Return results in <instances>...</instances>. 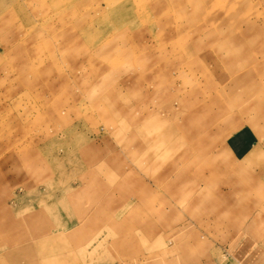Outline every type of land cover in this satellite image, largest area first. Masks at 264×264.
Listing matches in <instances>:
<instances>
[{"label":"rangeland","instance_id":"rangeland-1","mask_svg":"<svg viewBox=\"0 0 264 264\" xmlns=\"http://www.w3.org/2000/svg\"><path fill=\"white\" fill-rule=\"evenodd\" d=\"M5 1L0 264H264V0Z\"/></svg>","mask_w":264,"mask_h":264},{"label":"bare ground","instance_id":"bare-ground-1","mask_svg":"<svg viewBox=\"0 0 264 264\" xmlns=\"http://www.w3.org/2000/svg\"><path fill=\"white\" fill-rule=\"evenodd\" d=\"M13 1V0H12ZM6 1L5 0H0V11L2 12V11H4V12H2L3 14H5L6 15V8H5V5H4V3H5ZM16 2V1H15ZM17 4V3H16ZM13 5V4H12ZM9 9V8H8ZM10 10L11 9H9L8 10V12H10ZM12 10H14L13 8H12ZM11 10V11H12ZM52 10V9H51ZM55 11V10H54ZM0 12V13H1ZM62 12H63V14H66L67 13V10H62ZM11 13V12H10ZM77 19V18H76ZM86 22V21H85ZM200 136V135H199ZM11 225H13V224H10V226ZM13 227V226H12ZM7 228V227H6ZM45 229V228H44ZM55 230V229H54ZM3 231V230H2Z\"/></svg>","mask_w":264,"mask_h":264}]
</instances>
